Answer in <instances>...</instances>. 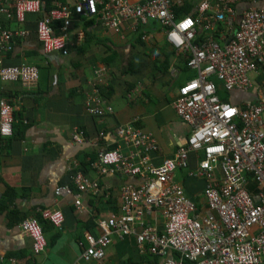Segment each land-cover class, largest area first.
Returning a JSON list of instances; mask_svg holds the SVG:
<instances>
[{
	"label": "built area",
	"instance_id": "obj_1",
	"mask_svg": "<svg viewBox=\"0 0 264 264\" xmlns=\"http://www.w3.org/2000/svg\"><path fill=\"white\" fill-rule=\"evenodd\" d=\"M237 1L199 0L195 16L177 17L174 6L179 0H77L72 7L55 4L47 10L41 0H0V21L22 24L27 15L36 16V47L43 55H67L73 18L84 14L115 32L157 22L184 65L195 71L193 78L178 86L172 101L190 128L173 157L152 165L145 155L128 158L120 150L101 149L91 163L99 174L121 171L141 180L123 188L118 214L97 219L98 235L85 234L81 261L105 264V248L112 236L133 235L139 247L160 256L163 264H264V9L249 5L234 26ZM219 22L226 26V34L216 39L212 32ZM27 35L24 28L0 24V53ZM101 75L102 71H95L97 80ZM38 79L36 65H4L0 58V81L33 88ZM219 89L249 97L239 94V103L222 101ZM84 109L93 116L112 112L95 86L84 100ZM14 121L12 104L0 97L1 136L12 134ZM119 135L130 136L140 149H155L147 135L123 130ZM72 137L76 143L87 142L82 130L75 129ZM189 153L200 154L188 175L204 181L203 210L174 179L177 169L188 167ZM75 186L74 194L68 186L54 192L73 196L74 206L80 207L81 192L98 191L96 181L81 176ZM156 211L163 219L161 230L145 222ZM41 216L58 228L64 221L62 211L54 208L42 210ZM19 230L30 239L33 254L45 250L47 242L35 218L22 220Z\"/></svg>",
	"mask_w": 264,
	"mask_h": 264
},
{
	"label": "crops",
	"instance_id": "obj_2",
	"mask_svg": "<svg viewBox=\"0 0 264 264\" xmlns=\"http://www.w3.org/2000/svg\"><path fill=\"white\" fill-rule=\"evenodd\" d=\"M198 1L179 0L175 13L180 6L183 14L195 16ZM76 3L41 0L43 9ZM249 5L264 9V0H238L234 26ZM35 21L34 15H27L22 24L13 19L0 21L4 28L28 31L27 37L16 39L10 50L0 53L2 63L32 64L39 70L33 88L0 81V97L12 104L15 117L12 134L0 135V264H100L80 260L85 234H99L97 219L118 214L123 188L137 186L141 177L121 171L99 174L91 163L101 149H117L128 158L145 155L152 165L173 157L190 128L175 112L172 101L178 86L193 78L195 71L184 65V58L166 41L164 28L157 22L136 29L124 26L115 32L103 27L96 17L75 15L68 54L48 56L36 47ZM214 27L216 39L226 34L223 23ZM96 70L102 71L99 80ZM93 86L112 108L111 113L93 116L85 112L84 100ZM218 91L229 95L226 102H241L242 98H235L239 94L248 97ZM75 129L84 132L86 143L73 140ZM120 130L149 136L155 149L138 148L141 145L136 146L130 136L124 139ZM199 156L189 153L188 167L177 169L174 179L203 210L204 181L188 175L196 168ZM216 174L219 176L218 171ZM78 176L98 183L96 193H80V207L74 206L73 196L54 192L68 186L74 194ZM50 208L62 211L64 221L59 228L41 216L42 210ZM28 218H35L43 228L47 244L40 254L32 253L30 239L19 230V223ZM145 222L158 230L163 228L158 211L146 216ZM103 263L163 264V259L139 247L133 235L112 236Z\"/></svg>",
	"mask_w": 264,
	"mask_h": 264
},
{
	"label": "trees",
	"instance_id": "obj_3",
	"mask_svg": "<svg viewBox=\"0 0 264 264\" xmlns=\"http://www.w3.org/2000/svg\"><path fill=\"white\" fill-rule=\"evenodd\" d=\"M47 9H49V8H47V7H45V10H47ZM184 13V10H183V7H178V8H176V14H178L179 16H183V15H186V13L185 14H183ZM177 15V16H178ZM221 27H223V25H221ZM228 95V94H227ZM227 95H220V91H218V96H219V98L222 100V101H227L228 100V96ZM238 95H235V98L237 97ZM241 96V95H240ZM239 96V97H240ZM249 97V96H248ZM241 98V97H240ZM247 98V97H246ZM12 131H13V126H12ZM251 188H253V187H251ZM42 227V226H41ZM42 230H43V228H42Z\"/></svg>",
	"mask_w": 264,
	"mask_h": 264
},
{
	"label": "rangeland",
	"instance_id": "obj_4",
	"mask_svg": "<svg viewBox=\"0 0 264 264\" xmlns=\"http://www.w3.org/2000/svg\"><path fill=\"white\" fill-rule=\"evenodd\" d=\"M221 94H222V95H227V94H226V93H224V92H221V93H220V95H221Z\"/></svg>",
	"mask_w": 264,
	"mask_h": 264
},
{
	"label": "clouds",
	"instance_id": "obj_5",
	"mask_svg": "<svg viewBox=\"0 0 264 264\" xmlns=\"http://www.w3.org/2000/svg\"><path fill=\"white\" fill-rule=\"evenodd\" d=\"M185 23H187V21Z\"/></svg>",
	"mask_w": 264,
	"mask_h": 264
}]
</instances>
